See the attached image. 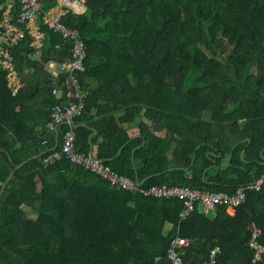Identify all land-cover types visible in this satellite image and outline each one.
I'll list each match as a JSON object with an SVG mask.
<instances>
[{
    "label": "trees",
    "instance_id": "16d2710c",
    "mask_svg": "<svg viewBox=\"0 0 264 264\" xmlns=\"http://www.w3.org/2000/svg\"><path fill=\"white\" fill-rule=\"evenodd\" d=\"M7 1L0 0V22ZM12 1L11 21L17 22L21 4ZM57 1L42 0L43 9ZM84 5L62 20L79 29L85 43V68L76 71L80 87L92 78L99 83L89 87L75 123L59 125V144L72 127L78 150L92 151L143 183L132 190L118 187L66 156L45 166L57 142L47 123L68 88L61 74L64 95L56 97L44 63L68 60L72 43L41 13L39 55L31 54L36 47L28 33L8 48L24 83L16 93L10 69L0 63V190L16 166L39 156L16 170L0 198V264H170L175 238L190 241L182 249L185 264H208L215 246L221 249L217 264H264L252 262L248 244L252 225L264 243V180L255 215L247 210L251 191L233 214L226 203L211 215L197 204L182 216L184 199L141 190L166 184L230 195L264 174V0H84ZM42 86L47 109L35 110L31 102ZM114 106L122 111L121 122L144 110L153 129L130 135L116 121ZM162 129L165 136L157 133ZM166 224L172 225L168 231Z\"/></svg>",
    "mask_w": 264,
    "mask_h": 264
},
{
    "label": "built area",
    "instance_id": "2783aa9c",
    "mask_svg": "<svg viewBox=\"0 0 264 264\" xmlns=\"http://www.w3.org/2000/svg\"><path fill=\"white\" fill-rule=\"evenodd\" d=\"M21 8L18 14L17 22L11 21L10 6L4 12L0 22V63L3 68H9V84L16 93L22 86L21 79L18 80L17 73L13 65V57L9 52V47L19 43L26 37L27 33L32 36L31 44L36 48L31 53L38 56L44 32L42 31L38 19L43 13L44 22L51 28L62 33L63 37L70 39L72 43V56L68 60L50 59L44 63V70L48 73L52 81V92L56 95L64 90L60 85V75L66 74L67 98L65 101L54 104L51 111V119L47 123L49 132L56 131V127L62 123L72 124L71 120L83 112L85 106L84 95L76 75L77 70L85 68L86 47L81 37V32L75 27L66 25L62 18L70 9L81 12L84 7V0H58L57 3L48 10L43 9L42 0H20ZM7 48H6V47ZM46 143V141H44ZM69 157L74 163L80 164L101 176L107 178L113 185L125 189H137L134 179L126 174L115 171L110 165L106 164L102 158L93 154V152L84 153L78 150L76 145V134L71 127L63 134L61 143L47 152L43 162L45 166L60 160L63 157ZM264 180L262 174L257 180L248 185L239 186L233 194L226 192H211L199 190L190 187L169 186L166 184H154L141 190L145 194H152L159 197H179L184 199L185 208L182 216H187L195 210L198 204L201 210L207 215H211L216 207L221 204H227L229 209H234L241 204L246 195V191L257 192L260 184ZM249 247L252 250V262L264 260V243L259 241L260 230L252 225ZM190 241L186 238H175L172 241L168 252V261L170 264H185L182 257V249L189 245ZM221 252L219 246H215L209 255L208 264H217L216 256Z\"/></svg>",
    "mask_w": 264,
    "mask_h": 264
},
{
    "label": "crops",
    "instance_id": "0c3cea01",
    "mask_svg": "<svg viewBox=\"0 0 264 264\" xmlns=\"http://www.w3.org/2000/svg\"><path fill=\"white\" fill-rule=\"evenodd\" d=\"M13 5V1L12 0H8L7 1V6L12 7ZM86 9V6L84 5V7L82 8V11H84ZM81 11V12H82ZM20 78H18L19 80ZM22 83V82H21ZM99 83V79L98 78H92L89 79L87 82V85L83 88H81V92L84 96H86L87 94L90 93V88L89 87H94ZM24 83H22L23 85ZM46 93V88H44L43 86L40 87L39 89L35 90V100L33 102H31L32 106H35V110H42V109H47V107L45 105H48V102L46 100V98L44 97V94ZM47 94V93H46ZM64 95V90L59 91L56 94V97H63ZM67 96V94L65 95ZM106 106V109H110L111 105H102ZM120 106V105H119ZM119 106H114L116 109L113 112V115H115L116 121H118L120 124L124 125L125 127H127L128 132L130 135H138L140 134V131L142 128L147 129L146 127H149V129H153V124L152 121L149 120L144 114L142 110L139 114H136L135 116H132V118L130 117V119L128 121L125 122H121L120 120V115H122V111L118 110L117 107ZM79 124V123H78ZM77 124V125H78ZM80 124H87V121H83ZM92 127V133L90 135V137H95V135L97 134V128H95V126H91ZM159 135L161 136H165V129H162L160 131L157 132ZM102 137H99V140H101ZM96 147V144L92 143V150L93 148ZM92 152V151H91ZM258 196L257 193L254 191L250 192V202L247 206V210L249 211V213L251 215H255L258 213ZM229 214H233V210L232 209H228ZM172 228L171 224H166L165 229L168 231Z\"/></svg>",
    "mask_w": 264,
    "mask_h": 264
},
{
    "label": "water",
    "instance_id": "95a60500",
    "mask_svg": "<svg viewBox=\"0 0 264 264\" xmlns=\"http://www.w3.org/2000/svg\"><path fill=\"white\" fill-rule=\"evenodd\" d=\"M71 122L74 124L75 123V120L74 119H72L71 120ZM58 127H59V125L56 127V138H57V142H56V145L54 146V148H56L58 145H59V138H60V134H59V130H58ZM44 153V152H43ZM37 157H39L38 155H35V156H33V157H31V158H28L27 160H25V161H23L22 163H20L18 166H16V168L9 174V176L7 177V179L5 180V182L3 183V185H2V188H1V190H0V198H1V196H2V194H3V192H4V190H5V188H6V186L9 184V182H10V180L13 178V176L15 175V172H16V170L17 169H19V168H21L23 165H25L27 162H29L30 160H32V159H35V158H37ZM138 179V178H137ZM138 183L139 184H142L143 183V180H139L138 179Z\"/></svg>",
    "mask_w": 264,
    "mask_h": 264
},
{
    "label": "rangeland",
    "instance_id": "374dc122",
    "mask_svg": "<svg viewBox=\"0 0 264 264\" xmlns=\"http://www.w3.org/2000/svg\"><path fill=\"white\" fill-rule=\"evenodd\" d=\"M27 209V214L30 216V217H34V213L32 211H29L27 207H25Z\"/></svg>",
    "mask_w": 264,
    "mask_h": 264
}]
</instances>
